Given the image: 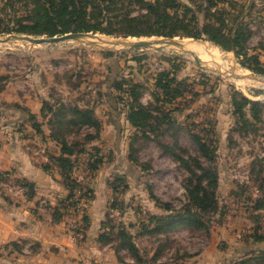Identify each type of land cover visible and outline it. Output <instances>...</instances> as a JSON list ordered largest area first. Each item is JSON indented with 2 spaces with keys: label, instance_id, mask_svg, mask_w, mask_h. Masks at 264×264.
Here are the masks:
<instances>
[{
  "label": "rangeland",
  "instance_id": "1",
  "mask_svg": "<svg viewBox=\"0 0 264 264\" xmlns=\"http://www.w3.org/2000/svg\"><path fill=\"white\" fill-rule=\"evenodd\" d=\"M3 1L0 0V9ZM181 1L189 3L188 0ZM239 2L244 3L247 0ZM20 3L17 1L16 5L20 6ZM247 3L249 5L254 3L249 15L245 16L253 31L247 42V52L257 54L264 67V0L253 2L250 0ZM134 7L130 6L134 9L133 13L137 12ZM16 9L19 17L26 12L24 8ZM12 13L14 11L8 8L5 11L0 10L3 19H8ZM198 13L199 20L202 21L201 11ZM114 26L121 27L118 24ZM121 31L120 29L114 34L94 33L105 39L130 41L191 39L206 43L211 54L208 53L206 57L203 54L204 57H200L203 65L200 66L195 63L190 53L178 47L132 48L111 45L96 39L95 42L69 40L51 44L12 40L0 42V88L5 84V80L13 78L16 73L26 74L34 68L41 69L42 72L48 71L51 79L49 92L54 103L62 99L72 105L92 107L95 116L103 125V135L109 134L111 130L109 125L113 122L120 126L119 139L115 142L111 139V143L105 142L102 147L99 146L101 136L86 138V135L98 133L100 135L101 128L97 131L95 127L84 126L75 130V126L67 125L63 126L66 129L62 130L67 133L71 143H76L74 144L76 149L84 148V153L77 156L72 175L81 174L80 181H84L88 187H91L95 172L89 170L88 160L93 161L96 157H102V163L104 162L107 167L114 162L115 166L121 168V173L113 172L109 176L110 184L117 188L112 194L111 201L112 199L118 201V206L110 210L108 216L111 217V225H116L112 226L115 227L114 231L122 222L126 225L133 222L135 225L129 227V231L136 233L139 230V222L147 219L148 213L160 212L158 202L172 203L175 207L186 202L185 184L189 178L186 166L161 148L159 142L173 146L176 141V149L183 153L185 158L189 155L200 157L197 144L188 134L189 129L197 131L204 139L210 141L212 148H215L216 166L221 175L225 174L221 178L224 187L223 190L220 189V201L228 207L226 215L230 213L238 215L236 206H231L235 197L225 192L228 189L225 178L234 180L238 190L241 185L246 191V186H249L246 177L254 174L253 171L260 167V161L264 157V88L253 81L255 78H264V73H257L243 66L241 56L237 57L233 51L223 49L206 36L194 38L180 35H124ZM9 34L0 33V38ZM160 71H168L177 79L186 82L187 89L182 96L169 102L165 100L164 103L155 100L153 96L157 91L155 80ZM232 72L257 77L240 79L231 76ZM117 83H121V89L116 88ZM131 87L138 91L140 101L149 104L155 115L159 112V115L165 113L173 124H167V118L161 123L159 122L161 117L152 119L155 129L148 135L132 126L126 118L127 101L130 99L128 93ZM190 87L192 91H189ZM193 91L197 94L193 95ZM242 95L259 102V111L256 113L259 118H253L246 109L247 121L237 122L233 113V101L239 100ZM157 107L161 110H157ZM201 160L206 163L202 158ZM190 162V165L194 164L191 158ZM121 201L122 211L119 205ZM219 215L221 214H212L209 223L208 216L204 217L208 224L206 229L182 226L168 236L169 232L179 227L177 226L162 236L149 234L148 237L142 238L137 245L146 264H154L161 256L162 260L170 262L171 259L187 256L189 251L201 249ZM72 227L75 232H81L79 224L74 223ZM221 242L225 243L221 240L220 245ZM153 246L157 248L151 253ZM29 248V245H23L21 251L27 253ZM156 253L158 257L154 258ZM260 254L250 253L233 261L232 264H264L262 260L254 258Z\"/></svg>",
  "mask_w": 264,
  "mask_h": 264
},
{
  "label": "crops",
  "instance_id": "2",
  "mask_svg": "<svg viewBox=\"0 0 264 264\" xmlns=\"http://www.w3.org/2000/svg\"><path fill=\"white\" fill-rule=\"evenodd\" d=\"M5 81L0 88V264H139L126 250L115 251L116 240L102 242L99 239L106 228L103 222L111 210L113 186L109 176L113 172L121 173V168L114 162L108 167L101 162L93 174L92 197L85 207L82 210L63 207L68 188L60 167L51 158L61 154V143L60 138L52 134V112L44 108L45 102L55 106L49 92V72L34 68L26 74L16 73ZM109 127V134L103 135L101 124L100 135H95V138L101 136L100 147L120 137L117 123ZM63 138L71 143L67 133ZM81 153L84 152L71 157L77 159ZM253 172L246 177V183L249 182L246 191L241 185L238 190L234 180L225 178L228 187L225 192L235 197L231 206L239 211L238 215H226L228 207L219 198L224 187L221 178L225 174L218 171L219 211L215 215H221L211 226L206 243L183 258H170V262H165L161 256L154 264H232L242 256L263 252L264 157ZM78 175L72 176L82 180L81 174ZM24 181L33 184L32 195H28L27 187L21 184ZM56 208L61 213L59 218H55ZM74 223L80 225L81 232H75ZM179 228L182 226L168 236ZM148 236H137L136 244ZM221 240L225 241L222 245ZM13 242L29 245L30 250L19 252L9 245ZM156 248L153 246L151 253Z\"/></svg>",
  "mask_w": 264,
  "mask_h": 264
},
{
  "label": "trees",
  "instance_id": "3",
  "mask_svg": "<svg viewBox=\"0 0 264 264\" xmlns=\"http://www.w3.org/2000/svg\"><path fill=\"white\" fill-rule=\"evenodd\" d=\"M20 1V6L16 2ZM184 3L181 0H4L1 11L6 8L13 10L14 13L3 19L0 15V33H26L34 35H60L70 31H92L106 34H114L120 29L124 35H161V36H191L207 39L215 42L226 50L233 51L237 57H242L243 66L257 73H264V67L257 54L247 52V42L252 35V29L247 23L245 16L249 15L252 4L247 2L240 3L239 0H188ZM255 0H251L253 2ZM135 6L137 12L133 13ZM229 6V7H228ZM17 7L24 8L26 11L23 16L17 15ZM202 13L203 20H199V13ZM7 15V13H6ZM253 19V18H252ZM114 24L121 26L117 28ZM116 88L121 89V83L115 84ZM157 91L153 93L155 100L162 103L173 101L182 96L187 89V84L183 79H177L168 71H160L155 80ZM193 89L190 87L189 91ZM129 101H127L128 111L127 120L132 126L139 129L144 135L154 131L155 126L152 119L161 117L160 123L167 118V124H173L166 117L165 113L155 115L149 104L140 101V95L134 88L129 89ZM197 93L193 91V95ZM166 100V101H165ZM54 107L48 102L44 103V108L52 112L53 125L52 134L55 138H60L61 154L51 158L60 167L65 184L68 188L66 197L72 195L74 188L83 189L86 200L92 197V189L84 182L76 180L72 176V170L76 163V158L72 155L84 151V148L74 147L76 143H68L63 138V131L67 125L75 126L79 130L82 126H92L101 128V123L97 119L92 107H79L65 103L58 99ZM237 122L247 121L246 109L250 111L253 118H259V102L251 100L242 95L239 100L233 101ZM157 110H161L158 109ZM253 112V113H252ZM257 113V114H256ZM37 130L39 126L34 123ZM65 126V127H63ZM189 136L197 144L200 157L188 156L185 158L183 153L176 149L174 145L159 142L168 154L186 166L189 175L188 183L185 184L187 200L179 207L172 203L158 202L159 213H148L147 219L139 222V230L136 233L129 231V227L134 226L133 222L127 225L123 222L117 225L114 231L111 225L109 213L103 222L106 228L103 230L99 239L102 242L115 241V251L126 250L136 263L146 264L135 238L143 234H165L177 226L204 227L208 228L210 216L219 211L216 189L218 185V168L216 166V150L210 145V141L203 138L197 131L188 130ZM95 135H86L92 138ZM190 158L194 164L190 165ZM206 161L204 164L203 161ZM102 162V157H96L93 161L88 160L89 170L96 171ZM27 187L28 195L33 194V184L27 181L21 183ZM117 188L113 186V192ZM156 202V203H157ZM123 204L121 201L119 203ZM111 210L118 206V201L112 199L110 202ZM63 207L65 205L62 204ZM123 205H120V207ZM124 209V208H123ZM122 211V207L120 208ZM61 215L56 208L55 218ZM208 216V221L204 217ZM86 219V217H83ZM14 249L21 251V244L9 243ZM8 246V245H7ZM256 255L257 260L264 261V251ZM158 257V253L154 254Z\"/></svg>",
  "mask_w": 264,
  "mask_h": 264
},
{
  "label": "water",
  "instance_id": "4",
  "mask_svg": "<svg viewBox=\"0 0 264 264\" xmlns=\"http://www.w3.org/2000/svg\"><path fill=\"white\" fill-rule=\"evenodd\" d=\"M95 39L98 40L99 42H103V43H107L111 45H123V46H129L132 48L163 49L164 47L159 46V45L152 47V45L157 42H167L170 44L182 45L180 41H177L174 38L157 39V40L137 39V40H131V41L128 39H105V38H102L96 35V33L91 32V31H70L64 34L51 35V36L31 35V34H26V33H10L9 35L5 37H1L0 42H8L12 40H22V41L31 42L32 44H51V43L65 42L69 40H89V42H95L94 41ZM184 51L187 53H190L194 57V61L197 65L203 66L201 58L199 57L197 53H195L192 50H188V49H185ZM231 76L235 78H240V79L241 78L244 79L246 77H253V76L257 77L256 75H252V74H238L235 72H232Z\"/></svg>",
  "mask_w": 264,
  "mask_h": 264
},
{
  "label": "bare ground",
  "instance_id": "5",
  "mask_svg": "<svg viewBox=\"0 0 264 264\" xmlns=\"http://www.w3.org/2000/svg\"><path fill=\"white\" fill-rule=\"evenodd\" d=\"M150 40H157V39H150ZM177 41H180V43L182 45H175V44H170V43H167V42H157V43H154L152 45V47H155V46H162V47H178L180 50L184 51L185 49H188V50H192L194 51L195 53H197L199 55V57L203 58L202 55L205 54V57L207 56L208 53L211 54V50H209V47L206 43H203V42H200V41H195V40H191V39H185V40H178L176 39ZM209 56V55H208ZM211 56V55H210ZM209 59V57H207ZM207 58H204V59H207ZM213 58V57H212ZM215 59V58H214ZM217 60V59H216ZM207 62V61H205ZM210 63V62H209ZM207 64V63H206ZM210 65V64H209ZM208 65V66H209ZM211 67V66H210ZM229 67V66H228ZM235 68V67H234ZM234 71V70H233ZM240 71V70H238ZM237 71V72H238ZM239 73V72H238ZM255 78V76H253ZM247 78V77H246ZM258 86L264 88V78H255L253 80Z\"/></svg>",
  "mask_w": 264,
  "mask_h": 264
},
{
  "label": "built area",
  "instance_id": "6",
  "mask_svg": "<svg viewBox=\"0 0 264 264\" xmlns=\"http://www.w3.org/2000/svg\"><path fill=\"white\" fill-rule=\"evenodd\" d=\"M83 189L76 187L72 191V195L70 197H65L63 200V205H65L67 208L77 209L81 210L86 205V198L83 195ZM24 251V250H22Z\"/></svg>",
  "mask_w": 264,
  "mask_h": 264
}]
</instances>
